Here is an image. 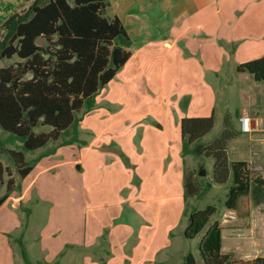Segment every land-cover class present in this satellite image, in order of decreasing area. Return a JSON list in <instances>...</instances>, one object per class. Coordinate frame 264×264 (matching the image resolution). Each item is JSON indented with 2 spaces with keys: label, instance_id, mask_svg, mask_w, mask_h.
<instances>
[{
  "label": "rangeland",
  "instance_id": "rangeland-1",
  "mask_svg": "<svg viewBox=\"0 0 264 264\" xmlns=\"http://www.w3.org/2000/svg\"><path fill=\"white\" fill-rule=\"evenodd\" d=\"M32 1L0 0V32L8 16L25 11ZM110 1L107 15L137 0ZM158 1L165 12L152 8L132 16L146 19L147 27L149 21L168 23L157 26L170 29V36L153 40L147 34L146 45L130 40L131 58L93 97V107L76 113V143L50 142L26 153L32 170L17 177V189L0 208V264H24L19 237L32 262L183 264L190 252L202 264L197 244L214 221L221 227L222 252L237 259L264 257V203L243 196L236 209L226 208L229 182L211 183L202 195L188 198V209L211 204L216 211L193 239L184 237V175L193 172L205 186L212 182L214 160L183 154L178 118L186 106V115H213V128L204 137L212 140L225 114L234 122L233 111L241 109L246 91L244 103L262 116L261 128L231 139L227 156L245 161L252 176H264V82L255 85L249 73L236 71L238 64L264 55V37L256 35L264 36V0ZM205 20L208 24L177 37L187 21ZM162 40L172 49L147 46ZM17 61L16 56L0 59V67ZM174 65L176 73L169 71ZM188 91L190 100L182 96ZM6 134L0 129V139ZM52 149L56 152L45 154ZM0 159L8 164L5 155ZM200 168L204 174H198ZM18 191L21 200L14 198Z\"/></svg>",
  "mask_w": 264,
  "mask_h": 264
},
{
  "label": "trees",
  "instance_id": "trees-1",
  "mask_svg": "<svg viewBox=\"0 0 264 264\" xmlns=\"http://www.w3.org/2000/svg\"><path fill=\"white\" fill-rule=\"evenodd\" d=\"M108 7V0H33L25 11L3 22L0 59L16 56L19 61L0 67V128L8 134L0 139V156L5 155L12 166L0 160V189L4 186L0 206L16 187L13 170L19 178L32 170L26 153L63 135L70 134L63 144L77 142L76 113L93 107V97L131 56L130 38L120 19L106 14ZM236 70L264 82V55L240 63ZM213 125V115L179 121L183 154L214 160L212 182L205 186L193 172L184 175L187 224L183 235L187 239L200 233L216 211L211 204L187 208L188 198L202 195L211 183L229 182L224 201L228 209H236L243 196H250L256 205L264 203V176H252L245 161H230L227 156L228 142L242 132L225 114L217 136L204 141ZM43 126L50 130H42ZM36 127H40L38 132ZM16 242L24 264H42L30 260L21 237ZM197 249L202 264H264V257L237 259L222 252L217 221L205 230ZM183 264H197V260L188 252Z\"/></svg>",
  "mask_w": 264,
  "mask_h": 264
},
{
  "label": "crops",
  "instance_id": "crops-1",
  "mask_svg": "<svg viewBox=\"0 0 264 264\" xmlns=\"http://www.w3.org/2000/svg\"><path fill=\"white\" fill-rule=\"evenodd\" d=\"M108 2H109V7L111 6V5H113V3L110 1V0H108ZM112 7V6H111ZM153 8V10L155 11V12H157V13H162V12H165L166 11V7H164V6H162L161 4H160V2L158 1V0H153L152 1V4H148L147 3V1L145 0H143V2H139L138 0L135 2H133L131 5H129L128 6V8H126L125 7V4H122V7L121 8H118V7H116V9H114V11H112V14L110 15V16H112V15H116L119 19H120V21H121V23L123 24V26H124V28H125V31H126V33H127V35L129 36V38H130V40H132V41H134V40H136V41H138V39H142L143 40V44L142 45H146V43H148L147 41H145L147 38H145V36L147 35V34H152L149 38H151V37H153V40H156V39H158L160 36H162V35H164V36H166L165 34H168L169 36H170V33H171V30L170 29H168V28H165V27H158L157 26V24H160V25H168V23H166L167 22V20L165 21V22H163V23H166V24H161L160 22L159 23H156V22H151V21H149L150 22V24H151V26L150 27H147V22H146V19H143V18H139V17H133L132 16V14H137V13H139V14H141V13H144V12H147L148 10H150V9H152ZM159 10V11H158ZM148 13H152L151 11H149ZM124 18V19H123ZM191 20V19H190ZM189 20V21H190ZM164 21V20H163ZM174 25H177V23H173ZM181 24V23H180ZM183 24H185L184 22H183ZM186 24H187V26L183 29V30H181L180 32H179V34H178V36L177 37H180V35H183V34H186V32H188L189 30H191V29H193L194 27H197V28H201L202 26H204V25H206V24H208V20H205V21H203V22H201V23H194V22H186ZM137 32H139V35L137 34ZM250 34L251 33H249V34H247V36H250ZM257 36H259V38H263L264 36L262 35V32L260 33V34H256ZM177 37H174V39H176ZM232 39L233 40H238V39H242V37H240V38H238V37H232ZM228 40H230V38L229 39H227V41ZM163 45V46H166L167 48H170V49H172V47L174 46H172V44L171 43H169L168 42V40H162V41H158V42H156V43H152V44H150V45H147V46H149V47H153V48H156L158 45ZM140 47H141V45H140ZM131 56H132V53H131ZM131 56L129 57V59L131 58ZM261 57V56H260ZM256 58H258V57H256ZM128 59V60H129ZM252 59H255V58H252ZM127 60V61H128ZM251 60V59H250ZM126 61V62H127ZM125 62V63H126ZM246 62V61H245ZM243 63V62H242ZM239 65V64H238ZM237 65V66H238ZM236 66V67H237ZM208 70V69H207ZM170 72H172V73H176L177 71H178V67H177V65H174L173 67H172V69H170L169 70ZM211 71L213 72V73H215L216 75H217V73H218V70L216 69V70H214V69H211ZM237 71V70H236ZM238 72V71H237ZM240 75H243L244 73H248V72H238ZM249 77H251L250 79H252L251 81H253V83H256L255 85H258L257 83H259L260 81H256V80H254V78H253V76L251 75V74H249ZM245 93H246V91H244V93L242 94V95H240V98H242L243 99V101L245 102V100L247 99V96L245 95ZM216 91H214V98L216 97ZM182 96L184 97V98H186V96L189 98V100L192 98V95H191V93L188 91V92H186V93H184V94H182ZM228 96V95H227ZM231 98H236L235 97V95L232 93V94H230L229 95ZM244 102H241L243 105H241V109H237V110H235V111H233V113H234V115H235V120H234V122H235V124L237 125V126H239V117L240 116H243V115H248L249 116V118H250V122H251V130H252V128L254 127V129L255 128H257V127H259V128H261V126H260V123H262V121H263V118H262V116L258 113V112H253V111H251V109H249L247 106H246V104L244 103ZM184 112H187V106H186V109H185V111ZM184 112H181L182 114L180 115V117H178V118H183V117H205V116H199V115H197V114H193V115H191V116H189V115H186V113H184ZM226 112H227V110H226ZM178 118H177V120H178ZM180 119H179V121H180ZM234 122H233V124H234ZM252 123H253V126H252ZM1 129V128H0ZM35 129V128H34ZM42 130H44V131H49L50 130V127H47V126H43L42 128H41ZM35 132H38V131H36L35 130ZM242 133H245V132H242ZM7 136L6 137H8V134H6ZM67 136H69V135H67ZM79 136V135H78ZM77 136V137H78ZM206 136V135H205ZM78 140H79V137L77 138ZM63 140H64V138L62 139V137H60L58 140H56V141H51V142H62L61 144H63ZM180 141H181V139H180ZM15 143L16 144H18V142L17 141H15ZM50 143V142H49ZM49 143H47V145L46 146H44V147H41V148H39V149H44V148H47L48 147V145H49ZM14 145L13 144H10V146H8V147H10V148H12ZM38 150V149H37ZM41 150V151H42ZM36 151V150H35ZM56 152V150H54V149H52L49 153H45V154H52V153H55ZM44 155V154H43ZM3 156V155H2ZM6 157V156H5ZM0 158H1V156H0ZM6 161H7V163L8 164H4L3 163V161L1 160V162H2V164L4 165V166H10V167H12L11 166V163H10V161H9V159L6 157ZM31 172V171H30ZM29 172V173H30ZM28 173V174H29ZM27 174V175H28ZM26 175V176H27ZM13 176H14V178H15V184H16V187H15V189L10 193V195L5 199V201L1 204V206H0V208H2L3 206H4V204L12 197V193L17 189V177L19 178V176L16 174V172L13 170ZM25 176V177H26ZM25 177H23V178H25ZM6 178H7V176L6 175H4V179L6 180ZM23 178H21V179H23ZM3 191V192H2ZM4 193V186H2L1 187V189H0V194H3ZM14 196H16V197H14L15 198V200H21V198H22V194H21V191H18L17 193H15V195ZM28 216H29V211H28V213H26ZM14 241H15V239H13ZM221 242H222V237H221ZM27 249V248H26ZM35 262H39V263H42V264H50V263H46V262H44V261H35ZM54 263V262H53ZM52 263V264H53Z\"/></svg>",
  "mask_w": 264,
  "mask_h": 264
},
{
  "label": "built area",
  "instance_id": "built-area-1",
  "mask_svg": "<svg viewBox=\"0 0 264 264\" xmlns=\"http://www.w3.org/2000/svg\"><path fill=\"white\" fill-rule=\"evenodd\" d=\"M239 129L241 132H250L251 131V122L250 118L247 115L239 117Z\"/></svg>",
  "mask_w": 264,
  "mask_h": 264
},
{
  "label": "water",
  "instance_id": "water-1",
  "mask_svg": "<svg viewBox=\"0 0 264 264\" xmlns=\"http://www.w3.org/2000/svg\"><path fill=\"white\" fill-rule=\"evenodd\" d=\"M198 174H204V170L202 168H200Z\"/></svg>",
  "mask_w": 264,
  "mask_h": 264
}]
</instances>
